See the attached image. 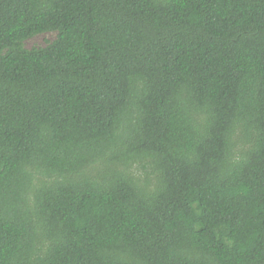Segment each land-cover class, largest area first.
<instances>
[{
	"label": "trees",
	"instance_id": "trees-1",
	"mask_svg": "<svg viewBox=\"0 0 264 264\" xmlns=\"http://www.w3.org/2000/svg\"><path fill=\"white\" fill-rule=\"evenodd\" d=\"M0 264H264V0H0Z\"/></svg>",
	"mask_w": 264,
	"mask_h": 264
},
{
	"label": "rangeland",
	"instance_id": "rangeland-1",
	"mask_svg": "<svg viewBox=\"0 0 264 264\" xmlns=\"http://www.w3.org/2000/svg\"><path fill=\"white\" fill-rule=\"evenodd\" d=\"M56 35L54 33H47L44 35H39L31 40L27 41L26 45L28 48H32L34 46H44L46 45L49 41L54 40Z\"/></svg>",
	"mask_w": 264,
	"mask_h": 264
}]
</instances>
